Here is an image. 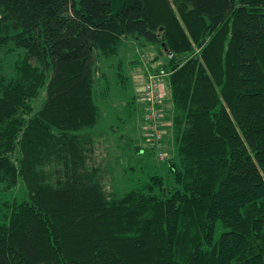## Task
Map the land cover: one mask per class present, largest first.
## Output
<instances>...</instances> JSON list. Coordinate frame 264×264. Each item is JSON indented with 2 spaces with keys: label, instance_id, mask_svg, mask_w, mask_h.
<instances>
[{
  "label": "trees",
  "instance_id": "16d2710c",
  "mask_svg": "<svg viewBox=\"0 0 264 264\" xmlns=\"http://www.w3.org/2000/svg\"><path fill=\"white\" fill-rule=\"evenodd\" d=\"M128 39L168 154L108 190L92 128L113 92L137 108ZM0 264H264V0H0Z\"/></svg>",
  "mask_w": 264,
  "mask_h": 264
},
{
  "label": "rangeland",
  "instance_id": "374dc122",
  "mask_svg": "<svg viewBox=\"0 0 264 264\" xmlns=\"http://www.w3.org/2000/svg\"><path fill=\"white\" fill-rule=\"evenodd\" d=\"M137 51L148 58L156 54L154 46L150 44L143 46L140 40L137 39H128L126 44L121 48L120 55L123 57L124 62H126L125 71L129 75L131 81L128 89L131 94L132 92L136 94L134 105L135 107L137 106V108L131 110L127 115L126 113L128 111H123L125 97L122 98V96H120L115 98L113 97V92L112 95L106 99L107 102L100 104L101 115L98 122L95 124L96 126L92 128L95 135L93 160L101 171L102 180L108 190H114L115 188H119L120 190L123 188L127 189L133 184L132 180H127V173H123V170L127 169L128 166H136L137 169L139 167L140 170V166L145 163L146 165L144 164V168L147 170L151 168L150 166L153 161L161 160L151 147L150 149L145 147L146 140L143 137L144 127L142 129V123H140V108H142V111L144 110V104L141 98V84L144 82V75L147 67L144 65L142 68L143 65L141 66L142 63H139L138 60L131 64H127L126 61L134 56V53L138 56L139 53L137 54ZM144 56L143 58L145 60L143 62L146 61ZM160 60H163L162 57ZM156 62H158V60H155L152 64H156ZM160 82L163 91L162 103L167 112L170 105L168 92L161 79ZM111 97L115 99L111 100ZM136 145L143 146L146 153L137 154L135 152ZM166 148L165 145V153L162 159L168 154ZM140 150L142 149H139V151ZM145 169L143 171H145ZM140 173L143 174L140 171H136L135 176L140 175ZM23 189L24 185L22 181H19L10 195L20 196Z\"/></svg>",
  "mask_w": 264,
  "mask_h": 264
},
{
  "label": "built area",
  "instance_id": "2783aa9c",
  "mask_svg": "<svg viewBox=\"0 0 264 264\" xmlns=\"http://www.w3.org/2000/svg\"><path fill=\"white\" fill-rule=\"evenodd\" d=\"M142 101L144 104V134L146 140L159 159L164 157L163 134L165 133L162 104L163 91L159 75L147 72L141 87Z\"/></svg>",
  "mask_w": 264,
  "mask_h": 264
}]
</instances>
